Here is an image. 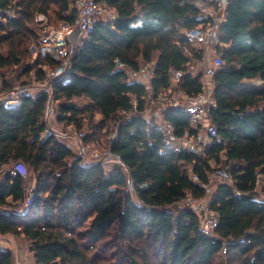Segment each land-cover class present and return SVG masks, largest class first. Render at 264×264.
<instances>
[{
  "label": "trees",
  "instance_id": "16d2710c",
  "mask_svg": "<svg viewBox=\"0 0 264 264\" xmlns=\"http://www.w3.org/2000/svg\"><path fill=\"white\" fill-rule=\"evenodd\" d=\"M96 2L115 18L97 23L73 59L71 81L57 83L53 94L62 122L81 130L89 121L87 143L107 137V148L128 166L141 204L126 192L125 173L86 166L65 143L44 136L47 96L27 97L19 106L0 107V235L31 243L38 264H264V201L257 192L264 193V0H228L221 30L226 47L219 52L226 67L215 75L216 104L208 109L219 138L203 158L158 155L161 136L143 116L149 94L115 65L120 60L134 70L154 63V93L168 89L171 69L185 71L201 57L184 43L185 32L201 23L195 0ZM39 16L48 24L72 25L78 11L74 0H0L2 92L43 82L59 67L51 60L32 63L42 33ZM10 71L17 86L7 80ZM182 90L196 96L201 87L185 77ZM166 119L177 136L194 132L181 109ZM224 163L235 189L219 187L212 205L219 215L217 237H208L201 217L180 203L204 197L200 184ZM16 164L36 180L28 208L20 206L27 182L3 171ZM144 184L148 188L141 189ZM0 264H13L11 255L0 253Z\"/></svg>",
  "mask_w": 264,
  "mask_h": 264
},
{
  "label": "built area",
  "instance_id": "2783aa9c",
  "mask_svg": "<svg viewBox=\"0 0 264 264\" xmlns=\"http://www.w3.org/2000/svg\"><path fill=\"white\" fill-rule=\"evenodd\" d=\"M228 0H195V6L199 10L200 25L185 32V49H193L201 53L200 58H195L188 64V69L170 70L171 86L166 90L154 93L153 83L156 80V70L154 63H142L139 68L131 70L120 60H115L118 70L126 71L128 83H140L144 85L149 94L143 116L155 126L156 131L161 136V147L159 156L168 154H196L204 157L205 152L212 146L213 141L219 138L215 125L208 118V109L214 107L215 101V75L219 70L226 67L225 62L220 57V49L226 47L222 43V27L227 22ZM78 17L74 24H61L58 28H51L44 24L47 18L39 16V27L43 34L34 45V63L37 59L51 60L59 65L55 71H48L43 82L33 81L27 86H23L9 92H2L0 87V107L12 108L22 104L24 98L36 99L41 94L47 96L45 114L47 119H53L55 126L48 128L44 136L53 135L58 141L64 142L73 150L75 156L86 166H100L104 173H111L120 170L128 178L126 192L141 204L138 199L137 189L132 179L130 170L123 158L112 151L111 148L103 151L92 150L86 142V134L78 130L73 125L62 122L58 102L53 94L54 86L62 82L67 84L71 81L73 70V59L83 46L84 41L94 32L98 22L109 21L115 18L114 12L96 2V0H74ZM9 15H11L9 13ZM185 77L197 80L201 87V92L196 96H189L182 90V82ZM137 109V103H134ZM181 109L189 118V129L193 133L186 131L183 136H177L174 125L166 119L167 115ZM125 115L129 118L132 114ZM118 126V125H117ZM50 129V130H49ZM116 138L114 133L110 140ZM230 166L213 167L206 183L200 184L204 189V197L187 198L180 204L191 209L201 217V232L208 237H217L215 234L219 225V215L212 210L218 189L220 186H229L235 189V183L230 171ZM4 173L12 177H20L27 180L30 171L23 164H16L3 170ZM193 181L198 182V177L193 176ZM30 183L25 187L26 200L20 206L31 207L34 197L36 180L30 177ZM27 182V181H26ZM141 189L148 188L147 184L140 186ZM236 191V190H235ZM264 201V193L257 191ZM237 196L241 194L236 192ZM14 237V236H12ZM3 244H6L4 247ZM0 253L10 254L13 264H38L36 261L29 262L21 258L15 252V243L10 236L0 235ZM228 254L227 244H223L221 255Z\"/></svg>",
  "mask_w": 264,
  "mask_h": 264
},
{
  "label": "rangeland",
  "instance_id": "374dc122",
  "mask_svg": "<svg viewBox=\"0 0 264 264\" xmlns=\"http://www.w3.org/2000/svg\"><path fill=\"white\" fill-rule=\"evenodd\" d=\"M52 23H54V22H51V23L48 24V20H44V24L45 25L47 24V26H49L51 28H58L61 25V24H52ZM43 33L44 32H42L41 34H43ZM32 53H33L32 55H34V53H35L34 47L32 48ZM33 60H34V57H33ZM16 72H17V70H16ZM7 75H8L7 76V80H9L10 82L14 83L15 86H17L16 83H15L16 79L13 78V77H16L17 74L16 73L12 74V72L10 71ZM1 85H2V79L0 77V87H1ZM76 104L79 105L81 108H84V107L88 106V103L84 102V101L83 102H80V101L76 102ZM45 116H46V114H45ZM46 118H47V116H46ZM96 120L98 121L99 117H96ZM46 123H47V128H51V127L53 128L55 126V124H56L53 119H46ZM91 130L92 129H91V126L89 124V121L88 120L84 121V126H83V128L80 131L84 132V134H86V136H89V138H90L92 136V134H93ZM106 139H107V137H105V136L102 137L101 139H98V140H95V139L91 138V140L88 141L87 144L94 151L107 150L108 148H107ZM62 143H64V142H62ZM72 152H73V150H72ZM73 154L75 155L74 152H73ZM221 166L225 167V163L221 164L220 166H213V167L215 168V167H221ZM30 177L32 179L34 178V175H33V173L31 171H30ZM30 177L26 180L27 183H30V181H31ZM261 198H262V196L260 195L259 199H261ZM15 241H16L15 252H18V253L19 252H27L28 256L31 258L32 257V254H31L32 252L30 251L31 250V243L27 242L23 238H16V237H15ZM118 244L121 245V243H118ZM122 245H124V244H122ZM3 246L5 247L6 244H3ZM111 252L112 251H108L106 254H110Z\"/></svg>",
  "mask_w": 264,
  "mask_h": 264
},
{
  "label": "crops",
  "instance_id": "0c3cea01",
  "mask_svg": "<svg viewBox=\"0 0 264 264\" xmlns=\"http://www.w3.org/2000/svg\"><path fill=\"white\" fill-rule=\"evenodd\" d=\"M226 155H225V153L224 154H222V160L223 161H226ZM11 238H13V240H14V243L16 244V241H15V237H12V236H10ZM17 254H18V256H20L21 258H24V259H27L29 262H34L35 261V259H34V256H33V254H32V257L30 258L29 256H28V253L27 252H17Z\"/></svg>",
  "mask_w": 264,
  "mask_h": 264
}]
</instances>
